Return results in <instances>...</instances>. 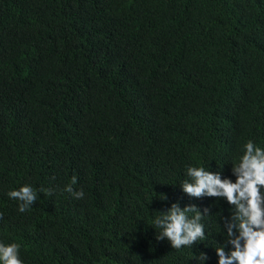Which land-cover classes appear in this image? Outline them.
Instances as JSON below:
<instances>
[{
    "label": "trees",
    "instance_id": "1",
    "mask_svg": "<svg viewBox=\"0 0 264 264\" xmlns=\"http://www.w3.org/2000/svg\"><path fill=\"white\" fill-rule=\"evenodd\" d=\"M249 141L264 150V0H0V243L22 264H218L235 206L182 186L189 167L235 182ZM173 204L204 238L157 239Z\"/></svg>",
    "mask_w": 264,
    "mask_h": 264
},
{
    "label": "clouds",
    "instance_id": "2",
    "mask_svg": "<svg viewBox=\"0 0 264 264\" xmlns=\"http://www.w3.org/2000/svg\"><path fill=\"white\" fill-rule=\"evenodd\" d=\"M232 172L236 177L235 182L230 179L222 180L219 173L206 171L202 167H189L187 175L190 180L184 181L182 190L196 198H224L229 205L235 206V213L225 224L230 238L228 243L233 246L234 251L226 255L223 247L217 248L218 264H264V196L260 191L264 187V150L249 141ZM76 183V177H73L71 185ZM71 185L66 186L64 191L72 193L77 199L83 198V191L74 192ZM47 191L51 195V191ZM8 196L20 202L18 210L21 213L27 211L37 200V192L31 186L12 190ZM191 212L196 214L190 218L188 213ZM202 217L194 206L181 209L178 204H173L154 221L161 229L157 239H167L172 248L176 249L193 245L198 239L204 238L203 225L200 223ZM199 258L207 259L203 253ZM0 264H22L18 244L0 243Z\"/></svg>",
    "mask_w": 264,
    "mask_h": 264
}]
</instances>
